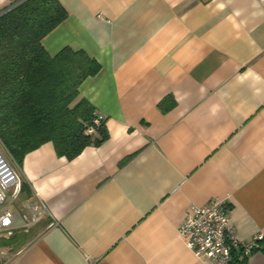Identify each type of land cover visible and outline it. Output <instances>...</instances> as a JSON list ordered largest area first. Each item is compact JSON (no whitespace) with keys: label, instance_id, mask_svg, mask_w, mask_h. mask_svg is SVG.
Returning <instances> with one entry per match:
<instances>
[{"label":"crops","instance_id":"obj_1","mask_svg":"<svg viewBox=\"0 0 264 264\" xmlns=\"http://www.w3.org/2000/svg\"><path fill=\"white\" fill-rule=\"evenodd\" d=\"M58 1L41 44L99 62L79 93L106 138L72 159L46 142L14 166L52 216L0 232L4 264H203L177 227L214 197L238 239L264 237V0ZM233 261L264 264V241Z\"/></svg>","mask_w":264,"mask_h":264},{"label":"trees","instance_id":"obj_2","mask_svg":"<svg viewBox=\"0 0 264 264\" xmlns=\"http://www.w3.org/2000/svg\"><path fill=\"white\" fill-rule=\"evenodd\" d=\"M0 12V143L7 156L19 166L46 142L67 159L100 144L106 138L103 121L93 133L86 132L100 114L79 93L82 81L100 69L99 62L68 47L51 56L41 44L66 17L62 4L9 0ZM173 104L168 96L158 106L164 112ZM20 194L31 196L25 181Z\"/></svg>","mask_w":264,"mask_h":264},{"label":"built area","instance_id":"obj_3","mask_svg":"<svg viewBox=\"0 0 264 264\" xmlns=\"http://www.w3.org/2000/svg\"><path fill=\"white\" fill-rule=\"evenodd\" d=\"M103 121L101 115L95 116L92 126L86 132L93 133L94 127ZM21 179L9 162L7 153L0 143V204L9 196L18 198ZM18 211H5L0 215V232L11 233L14 229L28 230L44 216H52L46 202L38 196L21 200ZM20 220L21 224H16ZM7 221V223H5ZM177 233L184 244L203 264H234L233 251L240 249L243 256H249L259 247L264 238L260 234L252 240L237 238L230 219V211L225 198L214 197L203 205L191 204L177 227ZM8 256L7 248L0 247V262Z\"/></svg>","mask_w":264,"mask_h":264},{"label":"rangeland","instance_id":"obj_4","mask_svg":"<svg viewBox=\"0 0 264 264\" xmlns=\"http://www.w3.org/2000/svg\"><path fill=\"white\" fill-rule=\"evenodd\" d=\"M8 160L13 166H15L14 162L9 157ZM9 206H10V200L7 198V200L0 205V211L6 209Z\"/></svg>","mask_w":264,"mask_h":264},{"label":"snow or ice","instance_id":"obj_5","mask_svg":"<svg viewBox=\"0 0 264 264\" xmlns=\"http://www.w3.org/2000/svg\"><path fill=\"white\" fill-rule=\"evenodd\" d=\"M5 223H7V221H5Z\"/></svg>","mask_w":264,"mask_h":264},{"label":"water","instance_id":"obj_6","mask_svg":"<svg viewBox=\"0 0 264 264\" xmlns=\"http://www.w3.org/2000/svg\"><path fill=\"white\" fill-rule=\"evenodd\" d=\"M4 11V10H3ZM1 13V12H0Z\"/></svg>","mask_w":264,"mask_h":264}]
</instances>
